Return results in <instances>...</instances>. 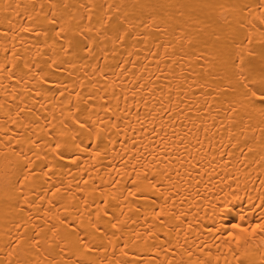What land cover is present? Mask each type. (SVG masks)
<instances>
[{"label":"bare ground","instance_id":"1","mask_svg":"<svg viewBox=\"0 0 264 264\" xmlns=\"http://www.w3.org/2000/svg\"><path fill=\"white\" fill-rule=\"evenodd\" d=\"M0 264H264V0H0Z\"/></svg>","mask_w":264,"mask_h":264}]
</instances>
